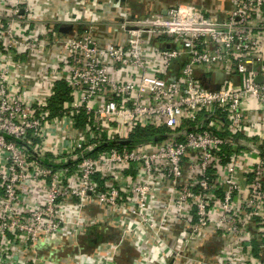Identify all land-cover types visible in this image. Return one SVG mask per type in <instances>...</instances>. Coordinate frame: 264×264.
I'll use <instances>...</instances> for the list:
<instances>
[{"label":"built area","instance_id":"obj_1","mask_svg":"<svg viewBox=\"0 0 264 264\" xmlns=\"http://www.w3.org/2000/svg\"><path fill=\"white\" fill-rule=\"evenodd\" d=\"M112 1L0 0V264H59L92 203L167 264H264V0Z\"/></svg>","mask_w":264,"mask_h":264},{"label":"crops","instance_id":"obj_2","mask_svg":"<svg viewBox=\"0 0 264 264\" xmlns=\"http://www.w3.org/2000/svg\"><path fill=\"white\" fill-rule=\"evenodd\" d=\"M40 1L45 3V11L42 14L46 18H52L54 14L62 13L66 19L65 11L71 8L72 11L79 12L81 8L76 0ZM112 2L119 4V7L125 5L131 8L134 14H148L175 2L198 3L208 13L219 16L232 7L231 0H113ZM102 29L106 31L103 33L105 35L111 32L108 26L102 27ZM86 211L89 216L98 219L101 223H97V227L95 226L82 234L77 245L72 238L65 237L58 240L55 250L51 251L53 253L51 256L59 264H75L79 254L91 256L93 264H104L102 252L98 249L100 245L105 246L103 249L109 247V255H113L116 264H167V255H163L162 250L155 246L153 241L141 231V228L130 224L128 215H125L126 217L117 215L99 203L90 204ZM128 226H133L136 234L126 233L124 230L129 228ZM176 231L177 229H175ZM176 237L174 234V239Z\"/></svg>","mask_w":264,"mask_h":264},{"label":"water","instance_id":"obj_3","mask_svg":"<svg viewBox=\"0 0 264 264\" xmlns=\"http://www.w3.org/2000/svg\"><path fill=\"white\" fill-rule=\"evenodd\" d=\"M62 29H63V31H67L68 27L67 26H63ZM223 77H224V74H222V73L216 74L217 83L215 84V87H218V82L220 83L221 80L223 79Z\"/></svg>","mask_w":264,"mask_h":264},{"label":"trees","instance_id":"obj_4","mask_svg":"<svg viewBox=\"0 0 264 264\" xmlns=\"http://www.w3.org/2000/svg\"><path fill=\"white\" fill-rule=\"evenodd\" d=\"M142 134H144V133H141V134H135L133 137H135L134 139L135 140H139V139H141V138H143V137H145L146 135H142ZM137 135V136H136Z\"/></svg>","mask_w":264,"mask_h":264},{"label":"rangeland","instance_id":"obj_5","mask_svg":"<svg viewBox=\"0 0 264 264\" xmlns=\"http://www.w3.org/2000/svg\"><path fill=\"white\" fill-rule=\"evenodd\" d=\"M115 262V263H114ZM113 264H116V261L115 260H113Z\"/></svg>","mask_w":264,"mask_h":264}]
</instances>
